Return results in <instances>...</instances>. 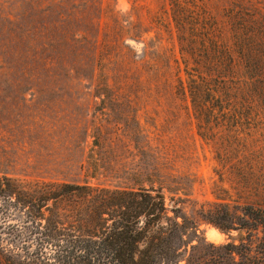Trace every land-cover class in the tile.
Wrapping results in <instances>:
<instances>
[{
    "label": "rangeland",
    "instance_id": "1",
    "mask_svg": "<svg viewBox=\"0 0 264 264\" xmlns=\"http://www.w3.org/2000/svg\"><path fill=\"white\" fill-rule=\"evenodd\" d=\"M169 3L0 0V174L160 189L185 219L180 264H264V125L198 127Z\"/></svg>",
    "mask_w": 264,
    "mask_h": 264
},
{
    "label": "trees",
    "instance_id": "2",
    "mask_svg": "<svg viewBox=\"0 0 264 264\" xmlns=\"http://www.w3.org/2000/svg\"><path fill=\"white\" fill-rule=\"evenodd\" d=\"M169 1L174 26L166 28L179 51L174 94L198 127L264 125V7ZM184 222L153 187L26 185L0 174V264H180Z\"/></svg>",
    "mask_w": 264,
    "mask_h": 264
}]
</instances>
